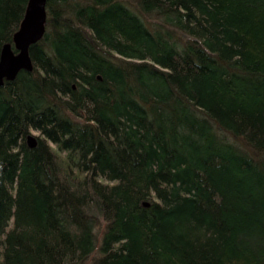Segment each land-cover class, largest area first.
Instances as JSON below:
<instances>
[{"label": "trees", "instance_id": "1", "mask_svg": "<svg viewBox=\"0 0 264 264\" xmlns=\"http://www.w3.org/2000/svg\"><path fill=\"white\" fill-rule=\"evenodd\" d=\"M28 3L0 0V57ZM47 15L0 85V264H264V0Z\"/></svg>", "mask_w": 264, "mask_h": 264}, {"label": "water", "instance_id": "2", "mask_svg": "<svg viewBox=\"0 0 264 264\" xmlns=\"http://www.w3.org/2000/svg\"><path fill=\"white\" fill-rule=\"evenodd\" d=\"M47 1L29 0L25 16L15 32L13 43L4 45L0 57V85L15 80L21 71L32 72L34 62L31 56L32 45L38 43L46 34ZM28 143L35 147L38 143L34 134L28 136Z\"/></svg>", "mask_w": 264, "mask_h": 264}, {"label": "rangeland", "instance_id": "3", "mask_svg": "<svg viewBox=\"0 0 264 264\" xmlns=\"http://www.w3.org/2000/svg\"><path fill=\"white\" fill-rule=\"evenodd\" d=\"M33 134H35V135L37 136V135H40V132L34 130V131H33Z\"/></svg>", "mask_w": 264, "mask_h": 264}, {"label": "bare ground", "instance_id": "4", "mask_svg": "<svg viewBox=\"0 0 264 264\" xmlns=\"http://www.w3.org/2000/svg\"><path fill=\"white\" fill-rule=\"evenodd\" d=\"M38 139V138H37Z\"/></svg>", "mask_w": 264, "mask_h": 264}]
</instances>
